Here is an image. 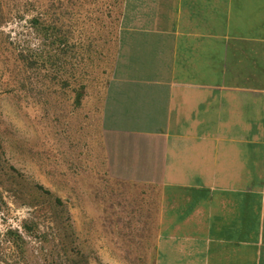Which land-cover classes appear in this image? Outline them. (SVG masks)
Here are the masks:
<instances>
[{"label": "crops", "instance_id": "obj_1", "mask_svg": "<svg viewBox=\"0 0 264 264\" xmlns=\"http://www.w3.org/2000/svg\"><path fill=\"white\" fill-rule=\"evenodd\" d=\"M113 58L99 146L151 263L264 264V0H123Z\"/></svg>", "mask_w": 264, "mask_h": 264}, {"label": "rangeland", "instance_id": "obj_2", "mask_svg": "<svg viewBox=\"0 0 264 264\" xmlns=\"http://www.w3.org/2000/svg\"><path fill=\"white\" fill-rule=\"evenodd\" d=\"M122 11L123 0H0V264H152L154 202L111 177L99 146ZM29 49L35 67L19 54Z\"/></svg>", "mask_w": 264, "mask_h": 264}, {"label": "trees", "instance_id": "obj_3", "mask_svg": "<svg viewBox=\"0 0 264 264\" xmlns=\"http://www.w3.org/2000/svg\"><path fill=\"white\" fill-rule=\"evenodd\" d=\"M30 22L32 24L34 23L36 25V23H38V18L33 17V18H31ZM34 24H33V26H34ZM19 54L21 55L26 66L30 67L33 65V67H35L36 65H38L37 59L40 58L39 53H36V52L29 49L26 52L20 50ZM85 89H86V84L84 82H81L78 85V88L74 89L75 106H78V107L82 106L83 100L86 98V95H87V92ZM99 118H100V113H99ZM25 227H26V229L29 228L27 226V222L25 224ZM6 234H7L8 239L13 240V243H15V244H17L19 242L18 240H20V241L23 240V237L20 235L18 230L10 229V230H8V232Z\"/></svg>", "mask_w": 264, "mask_h": 264}]
</instances>
